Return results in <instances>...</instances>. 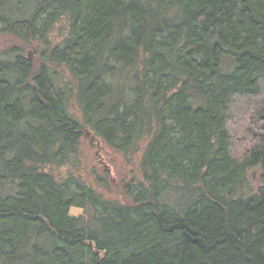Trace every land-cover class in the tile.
Instances as JSON below:
<instances>
[{"label": "trees", "instance_id": "1", "mask_svg": "<svg viewBox=\"0 0 264 264\" xmlns=\"http://www.w3.org/2000/svg\"><path fill=\"white\" fill-rule=\"evenodd\" d=\"M0 35V264H264V0H0Z\"/></svg>", "mask_w": 264, "mask_h": 264}, {"label": "rangeland", "instance_id": "2", "mask_svg": "<svg viewBox=\"0 0 264 264\" xmlns=\"http://www.w3.org/2000/svg\"><path fill=\"white\" fill-rule=\"evenodd\" d=\"M61 24L55 25L54 36H50V40L59 41L60 38L57 36L64 33L61 30ZM6 37H1L0 35V49L4 47V41ZM7 45V44H6ZM40 47V45H39ZM38 45L30 46L27 49L26 56L29 58V52L32 51L31 59L32 63L38 59ZM67 79L64 78V82ZM76 98H78L79 90L74 89ZM75 112V111H74ZM77 117L81 119L80 111H77ZM80 149L83 155L84 170L86 171L88 177H95L99 179L102 183H106L109 188V196L115 198L118 196L124 198V193L122 192L123 181L129 180L132 173H139V155L135 156V160L132 164H127L124 157L119 152L110 149L102 140L96 137L91 130L85 126L82 131V139L80 143ZM261 170L256 168L250 172L248 184L251 187L248 190L255 191L256 188L261 184L260 179ZM95 175V176H93ZM99 177H103L100 179ZM110 190L112 192H110ZM73 214H78L81 212L78 208L71 209Z\"/></svg>", "mask_w": 264, "mask_h": 264}, {"label": "water", "instance_id": "3", "mask_svg": "<svg viewBox=\"0 0 264 264\" xmlns=\"http://www.w3.org/2000/svg\"><path fill=\"white\" fill-rule=\"evenodd\" d=\"M31 54H32V51L29 52V55H30V56H29V59H30V61L32 62Z\"/></svg>", "mask_w": 264, "mask_h": 264}]
</instances>
